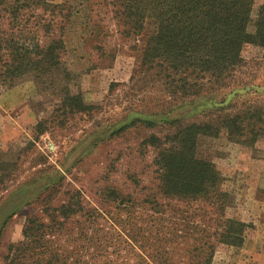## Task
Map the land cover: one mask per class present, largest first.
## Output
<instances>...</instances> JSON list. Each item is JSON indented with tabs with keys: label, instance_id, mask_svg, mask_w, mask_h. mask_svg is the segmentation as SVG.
Here are the masks:
<instances>
[{
	"label": "rangeland",
	"instance_id": "obj_1",
	"mask_svg": "<svg viewBox=\"0 0 264 264\" xmlns=\"http://www.w3.org/2000/svg\"><path fill=\"white\" fill-rule=\"evenodd\" d=\"M261 6L264 0H254L253 22ZM97 13L95 20L104 17ZM106 19L102 24L109 33L101 36V51L76 48L71 41L61 60L71 73L72 92L94 110L54 113V96L42 92L31 74L16 78L12 86L0 83V264L11 260L10 250L22 241L27 219L42 220L46 208L70 204L75 213L48 238L57 252L94 256L98 264H136L118 240L130 226L138 229L129 231L134 238L151 243L157 231L164 236L173 232L179 237L178 255L190 249L179 243L185 236L215 244L208 264H264V136L254 142L230 139L223 129L217 136H197L195 156L210 162L219 178L214 194L207 199L168 197L156 159L160 149L176 142L164 140L171 129L152 115L129 112L135 106L122 87L137 72L148 25L134 41L118 35ZM242 56L229 88L201 97L195 106L181 104L164 119L200 124L233 114L246 102L263 106L264 49L250 45ZM6 61L0 60V80ZM132 118L156 122V127L136 123L119 132ZM150 135L160 143L151 142ZM229 226L241 230L242 242L217 244Z\"/></svg>",
	"mask_w": 264,
	"mask_h": 264
},
{
	"label": "trees",
	"instance_id": "obj_2",
	"mask_svg": "<svg viewBox=\"0 0 264 264\" xmlns=\"http://www.w3.org/2000/svg\"><path fill=\"white\" fill-rule=\"evenodd\" d=\"M253 5L254 0H68L62 4L0 0V60H7L2 62L0 83L12 86L16 78L31 74L42 92L54 96V113H88L96 107L85 105L81 94L72 92L71 73L61 62L70 42L74 41L76 48L101 51V36L109 33L102 24L106 17L117 27L118 35L134 41L143 35L147 24L137 72L122 85L130 105L139 107H131L129 112L152 115L171 129L164 140L173 137L176 142L160 149L156 159L164 194L207 199L214 194L219 178L210 162L195 156L197 136H217L223 129L230 139L254 142L264 136V105L246 102L233 114L200 124L164 118L181 104L195 106L198 102H193L201 97L229 88L244 63L243 50L250 45L264 49V6L253 22ZM97 12L104 17L95 20L94 14L100 16ZM251 25L253 30L249 31ZM136 123L156 127V122L132 118L119 132ZM149 138L153 143L161 141L156 135ZM73 208L71 204L46 208L44 219H27L23 239L16 249L11 248L12 258L7 263L98 264L94 256L83 259L70 256L71 252H57L48 239L62 230L61 220L75 213ZM128 227L132 232L138 230ZM230 227L219 236L217 244L242 242L241 230ZM130 230L124 228L127 232L118 240L134 254L136 264H208L216 246L185 236L179 243L189 244L190 249L180 256L175 252L179 237L173 232L164 236L157 231V239L151 243L134 238Z\"/></svg>",
	"mask_w": 264,
	"mask_h": 264
}]
</instances>
